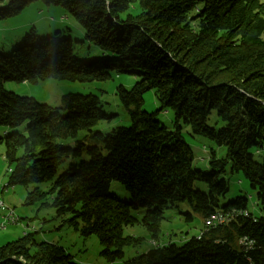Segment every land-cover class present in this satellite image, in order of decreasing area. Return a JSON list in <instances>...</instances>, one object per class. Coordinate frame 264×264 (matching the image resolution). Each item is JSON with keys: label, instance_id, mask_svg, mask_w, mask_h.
<instances>
[{"label": "trees", "instance_id": "1", "mask_svg": "<svg viewBox=\"0 0 264 264\" xmlns=\"http://www.w3.org/2000/svg\"><path fill=\"white\" fill-rule=\"evenodd\" d=\"M35 2L62 8L84 41L107 57L80 62L70 37L58 31L41 38L33 28L10 54L0 52V126L26 124L24 134L0 138L10 171L6 187L52 180L48 191L35 188L26 202L44 201L73 232L94 235L107 263L264 264V0H0V22ZM113 73L139 79L128 91L116 87L130 126L108 134L92 129L112 117L96 94L68 93L52 107L3 88L6 81L103 82ZM149 91L172 112L173 130L142 110ZM182 126L224 149L221 158L209 151L210 172L193 166ZM66 160L79 163L53 180ZM227 173L247 182L259 217L245 199L221 204ZM112 181L129 203L108 194ZM182 202L202 219V234L160 244L163 211ZM138 210L140 220L131 215ZM134 224L151 234L152 248L124 259L125 248L140 244L123 234ZM0 264L74 263L63 247L24 233L0 246Z\"/></svg>", "mask_w": 264, "mask_h": 264}, {"label": "rangeland", "instance_id": "2", "mask_svg": "<svg viewBox=\"0 0 264 264\" xmlns=\"http://www.w3.org/2000/svg\"><path fill=\"white\" fill-rule=\"evenodd\" d=\"M33 28L39 37L53 35L56 32H63L73 41V54L80 62L90 59H104L100 51L87 41H84L83 32L76 21L66 12L55 6H45L41 2H35L27 6L13 18L0 22V52L10 54L13 49L20 46L23 37ZM75 41H78L75 43ZM139 77L134 74H115L103 82L79 83L56 81L53 79L39 80L37 83H17L6 81L3 84L4 90L12 92L21 97L33 98L39 103L52 107H59L61 97L68 93L86 95L96 94L101 101L103 111L111 115V119L100 121L92 129L103 134L110 133L118 127H129L130 120L126 110L120 104L116 95V87L122 86L125 90H130L138 81ZM142 110L155 114V119L165 125L167 129L173 130V115L170 110H162L157 103L153 91L143 94ZM216 119L215 115L208 120L207 124L212 125ZM26 124L17 127L0 126V138L12 133H25ZM181 134L185 142L189 145L193 155V166L205 173L210 172L208 167L209 151H215L216 157L223 156L224 149L216 148L211 142L203 137L191 134L188 126H182ZM84 132L79 133V138ZM69 146L71 143L65 142ZM64 144V143H63ZM65 145V144H64ZM4 145L0 146V216L2 218L11 213L14 220L9 221L5 229L0 230V246L6 243L20 239L24 233L30 234L37 241L53 242L63 247L67 254L72 258L74 264H122V261L107 263L101 256L102 247L97 238L92 235L88 238L79 236L73 232L63 222V218L56 217L54 209L44 206V201H38L33 204L26 202L27 194L35 188L42 191H48L52 180L41 184H30L27 187L13 186L5 187L9 175V164L4 159ZM82 160H88L83 157ZM71 160H66L61 164L53 180L66 170ZM73 163H79L75 161ZM228 184V193L221 204L234 201L237 198L247 200V208L254 218L259 217V206L256 202L254 192L249 188L247 182L239 175H226ZM194 188L201 192H206V187L202 183H194ZM108 194L129 203L130 196L124 190L123 186L112 181L109 185ZM48 201V200H47ZM48 203V202H47ZM187 213L191 219H187ZM131 215L140 220L143 216V210L132 211ZM163 220L159 225L158 241L160 244L167 242L181 243L183 240L198 236L202 227V219L191 212L186 202L177 203L176 206L169 207L163 211ZM14 221H17L14 223ZM13 222V223H12ZM125 236H132L140 240L137 247H128L124 249V259L132 258L142 254L152 248L151 234L147 229L134 224L123 228ZM243 241H245L243 239ZM241 243V241H240Z\"/></svg>", "mask_w": 264, "mask_h": 264}, {"label": "built area", "instance_id": "3", "mask_svg": "<svg viewBox=\"0 0 264 264\" xmlns=\"http://www.w3.org/2000/svg\"><path fill=\"white\" fill-rule=\"evenodd\" d=\"M6 187V186H5ZM0 206H2V202L0 201ZM12 214L11 213H9V214H7V215H5L3 218H2V220H1V222H0V230H2V229H5V227H6V225L9 223V221H11V220H14L13 218H12V216H11ZM222 219H221V217L219 218V220H217V221H221ZM15 222H17V221H14V223ZM13 223V222H12ZM205 225L206 226H210L211 225V223H209L208 221L205 223ZM202 234V233H201ZM200 234V235H201ZM200 235H198L197 236V238L199 239V237H200ZM241 242H244L243 240H241Z\"/></svg>", "mask_w": 264, "mask_h": 264}, {"label": "crops", "instance_id": "4", "mask_svg": "<svg viewBox=\"0 0 264 264\" xmlns=\"http://www.w3.org/2000/svg\"><path fill=\"white\" fill-rule=\"evenodd\" d=\"M0 219H1V216H0Z\"/></svg>", "mask_w": 264, "mask_h": 264}]
</instances>
